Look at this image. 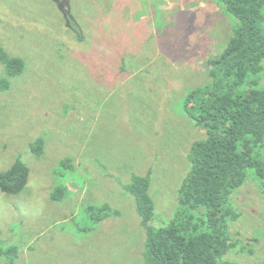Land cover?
I'll return each mask as SVG.
<instances>
[{
	"label": "rangeland",
	"instance_id": "obj_1",
	"mask_svg": "<svg viewBox=\"0 0 264 264\" xmlns=\"http://www.w3.org/2000/svg\"><path fill=\"white\" fill-rule=\"evenodd\" d=\"M235 27L216 0H0V45L26 64L9 80L0 64V172L30 169L20 194L0 189V264L8 247L16 264H144L147 231L126 186L151 172L153 226L174 217L191 147L207 138L186 98L212 83L208 61ZM251 81L264 89V70ZM251 156L263 160L264 144ZM104 205L120 214L86 232ZM229 205L226 259L264 264L254 170Z\"/></svg>",
	"mask_w": 264,
	"mask_h": 264
},
{
	"label": "trees",
	"instance_id": "obj_2",
	"mask_svg": "<svg viewBox=\"0 0 264 264\" xmlns=\"http://www.w3.org/2000/svg\"><path fill=\"white\" fill-rule=\"evenodd\" d=\"M216 2L236 20V27L222 54L208 61L212 83L192 90L186 98L187 113L206 131L207 138L191 147V168L179 189L174 217L165 227L153 226L157 215L151 172L135 175L126 186L147 231L144 264H234L226 259L233 246L227 224L238 218L230 208L231 197L245 184L249 169L264 185V159L251 156L264 144V89L251 81L264 70V0ZM0 64L7 70V80L26 68L24 59L11 56L2 45ZM245 85L247 90L241 91ZM29 175V167L18 160L8 171L0 172L1 191L20 194ZM53 198L62 199L61 191L53 193ZM97 214L92 219L94 227L86 232L120 212L104 205ZM2 252L7 264H16V247Z\"/></svg>",
	"mask_w": 264,
	"mask_h": 264
},
{
	"label": "flooded vegetation",
	"instance_id": "obj_3",
	"mask_svg": "<svg viewBox=\"0 0 264 264\" xmlns=\"http://www.w3.org/2000/svg\"><path fill=\"white\" fill-rule=\"evenodd\" d=\"M62 6H64L63 4H61Z\"/></svg>",
	"mask_w": 264,
	"mask_h": 264
}]
</instances>
